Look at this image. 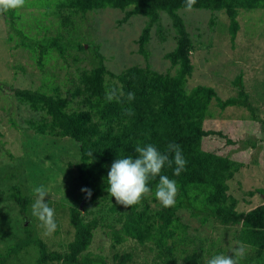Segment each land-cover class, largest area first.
<instances>
[{
    "label": "rangeland",
    "instance_id": "rangeland-1",
    "mask_svg": "<svg viewBox=\"0 0 264 264\" xmlns=\"http://www.w3.org/2000/svg\"><path fill=\"white\" fill-rule=\"evenodd\" d=\"M31 1L26 0L27 3ZM47 2V8L34 0L36 5L40 4L39 8L25 4L18 9L13 27L32 39L62 33L65 39L84 42L86 52L69 50L62 60L51 51L42 57L39 67L37 51L16 46L9 20L0 14V229L22 238V226H26L49 251H63L72 237L66 218L67 208L83 209L81 187L76 182L74 169L69 166L78 160V147L70 139L35 135L26 121H38L40 113L32 112L18 101L11 89L50 93V86H55L62 97L70 99L68 78L76 76V69H89L88 62L82 59L89 56V49L93 50V47L104 57L105 66L112 73L130 66L148 65L150 70L172 75L174 68L163 55L173 48L174 33L168 18L161 14L158 24L150 31L145 45L147 57L143 59L137 52L136 40L145 18L132 17L119 24L123 13L106 8L89 12L82 19L72 17V26L60 27L57 18L47 12L55 10L56 0H44ZM178 15L184 21L193 46L190 53L192 71L186 78L185 89L198 85L209 87L216 97L224 100L236 95L237 86L233 83L236 77H240L239 85L247 94L251 108L264 122V11L238 10V30L232 43L228 20L223 13L192 9L179 10ZM8 35L12 40L8 41ZM74 58L76 62H73ZM69 106L74 108L76 104L73 101ZM209 112L211 117L203 122L202 128L213 132L203 138L199 153L187 159L200 167L198 175L201 180L189 175L187 178L195 182L222 183L224 197L233 198L237 212H245L264 202V127L261 122L250 123L248 112L241 107H227L221 111L211 101ZM234 163L237 168L232 172ZM40 185L48 189L45 202L55 210L57 228L52 234H46L41 222L32 215L36 198L33 188ZM15 188L29 199L24 215L19 213L18 206L10 198ZM105 195L106 199L99 206L85 207L93 212L84 215L85 220L96 215L102 217L101 226L93 233L88 253L103 257L107 264L112 262L113 253L131 254L132 264H152L153 252L134 241L127 240L110 247V240L104 236L109 231L105 225L118 229L119 223L115 220L124 206L117 204L109 194ZM178 215L187 229L185 244L175 245V264H183L181 259L192 254L199 264H206L207 259L216 254H230L237 247L236 242L245 247L240 264H264V255L258 250L254 237L240 240L236 235L238 225L211 219L201 224L186 211H178ZM12 243V240L0 236V250ZM32 254L31 251L22 254L13 259V263H32Z\"/></svg>",
    "mask_w": 264,
    "mask_h": 264
},
{
    "label": "trees",
    "instance_id": "trees-1",
    "mask_svg": "<svg viewBox=\"0 0 264 264\" xmlns=\"http://www.w3.org/2000/svg\"><path fill=\"white\" fill-rule=\"evenodd\" d=\"M36 2L44 8L49 6L44 0ZM40 4L36 5L34 0L26 2L29 7L39 8ZM54 8V11L47 12L57 18L60 27L72 26V17L82 19L89 12L106 8L123 13L119 24L132 17L145 18L136 40L137 52L143 59L147 57L145 45L149 41L151 29L158 24L161 14L165 15L174 33V46L163 58L174 68V73H158L150 70L148 65L130 66L112 73L107 70L104 57L93 47V50L89 49V56L82 59L88 62L89 69H76V76L68 78L70 99L62 97L55 86H50V93L11 89L18 101L32 112L40 113L38 121H26L35 135L70 139L77 145L78 160L69 166L75 171L77 184L81 188H90L93 194L90 200H85L82 194V211L79 207L67 208L66 218L72 237L63 251H49L44 242L34 237L26 226H22V238L0 229V236L13 242L0 250V264H14L13 259L30 251L34 257L32 263L27 264H107L103 257L87 251L94 231L101 226L102 217L96 215L85 220L84 215L93 213L85 207L99 206L106 199L107 174L115 159L128 156L135 159L137 144H151L164 153L167 145L175 142L186 160L198 154L203 138L213 132L202 128L203 122L211 117V101L221 111L227 107L244 108L249 114L250 123L261 122L239 85L240 77H236L233 83L237 86L236 95L224 100L216 97L209 87L198 85L185 89L186 78L192 71L190 53L193 50L184 21L178 15L179 10H185V0H56ZM256 9L264 11V0H196L193 6V10L223 13L228 20L231 43L238 30V10L250 12ZM16 11L3 13L9 20L11 33L16 37L15 45L36 50L39 67L42 57L51 51H55L62 60L69 50L86 52L84 42L75 38L65 39L62 33L39 39L26 36L13 27L12 21L17 19ZM63 12L67 15L63 16ZM10 38L12 40L8 35V41ZM76 61L74 58L73 62ZM129 91L135 93V99L131 102L127 98ZM113 92L116 95L109 100ZM73 101L76 104L74 108L69 106ZM127 109H131L133 114H126ZM261 123L264 127V122ZM214 133L219 136L218 131ZM90 151L92 157L88 155ZM169 156L171 159V154ZM234 166L232 172L237 168L235 163L231 167ZM174 168V164L172 167L165 165L161 175H167L178 185L175 205L166 208L156 200L158 177L150 178L148 186L152 192L144 196L139 204L124 206L115 220L119 223L118 229L105 225L109 231L104 236L110 240L111 248L131 240L148 252H153L152 264H175V245L185 244L187 229L178 211H186L191 218H198L201 224L211 219L238 225L236 235L239 239L254 237L258 250L264 255V202L245 212H237L233 198L224 197L222 183L197 181L201 180L198 175L200 167L191 159L179 176L173 175ZM188 175L197 179L196 182L188 180ZM10 198L18 206L19 213L24 215L29 199L23 197L16 188ZM112 255L110 264H132L131 254ZM193 255L182 258L183 264H199Z\"/></svg>",
    "mask_w": 264,
    "mask_h": 264
},
{
    "label": "clouds",
    "instance_id": "clouds-1",
    "mask_svg": "<svg viewBox=\"0 0 264 264\" xmlns=\"http://www.w3.org/2000/svg\"><path fill=\"white\" fill-rule=\"evenodd\" d=\"M196 0H185V11H191ZM26 0H0V14L23 8ZM116 95L113 92L108 99L111 100ZM127 98L131 102L135 99V93L129 91ZM126 114L132 115V110L127 109ZM136 158L131 156L115 159L107 174V192L114 197L117 204L125 207L137 205L142 198L152 192L148 186L150 178H157L158 183L155 188V198L163 207L175 205V198L178 193V185L175 180L167 175H161L165 165L172 167L175 165L173 175L179 176L186 168L187 160L178 144L169 143L166 151L161 153L155 146L147 144L135 147ZM169 154H171V159ZM92 157V152L88 153ZM85 200H90L92 190L88 187L80 189ZM35 201L32 204V215L35 216L45 229L46 234H52L56 228L55 210L45 202L48 196V189L43 186H35ZM230 254H216L207 259L206 264H240V260L245 255V247L240 242H236Z\"/></svg>",
    "mask_w": 264,
    "mask_h": 264
}]
</instances>
